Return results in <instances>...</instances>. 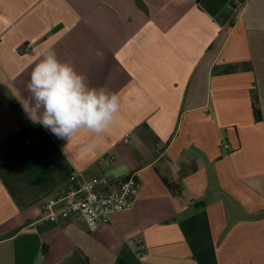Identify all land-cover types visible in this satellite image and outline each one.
I'll return each instance as SVG.
<instances>
[{
  "label": "crops",
  "instance_id": "obj_1",
  "mask_svg": "<svg viewBox=\"0 0 264 264\" xmlns=\"http://www.w3.org/2000/svg\"><path fill=\"white\" fill-rule=\"evenodd\" d=\"M240 1L0 0V264H264V0ZM49 49L119 94L110 135L27 119ZM130 174L133 207L97 230L40 219L71 178Z\"/></svg>",
  "mask_w": 264,
  "mask_h": 264
},
{
  "label": "clouds",
  "instance_id": "obj_2",
  "mask_svg": "<svg viewBox=\"0 0 264 264\" xmlns=\"http://www.w3.org/2000/svg\"><path fill=\"white\" fill-rule=\"evenodd\" d=\"M95 55L103 59L99 50ZM26 88L30 98L19 101L27 119L58 139L70 141L82 132L110 135L119 117L118 93L91 87L85 75L50 49L39 54Z\"/></svg>",
  "mask_w": 264,
  "mask_h": 264
},
{
  "label": "built area",
  "instance_id": "obj_3",
  "mask_svg": "<svg viewBox=\"0 0 264 264\" xmlns=\"http://www.w3.org/2000/svg\"><path fill=\"white\" fill-rule=\"evenodd\" d=\"M232 4L236 11L242 7L240 0H233ZM139 188L140 182L135 174L122 178L115 188L108 190L97 188L93 182L71 178L58 198L43 204L40 219L58 223L76 218L83 222L87 231L93 232L108 224L112 214L130 210ZM135 255L140 257L141 252L135 251Z\"/></svg>",
  "mask_w": 264,
  "mask_h": 264
},
{
  "label": "trees",
  "instance_id": "obj_4",
  "mask_svg": "<svg viewBox=\"0 0 264 264\" xmlns=\"http://www.w3.org/2000/svg\"><path fill=\"white\" fill-rule=\"evenodd\" d=\"M233 8H234V5H233ZM253 105H254V104H253ZM254 113H255L256 118H259V117H258V111H257V108H256V107H254Z\"/></svg>",
  "mask_w": 264,
  "mask_h": 264
}]
</instances>
